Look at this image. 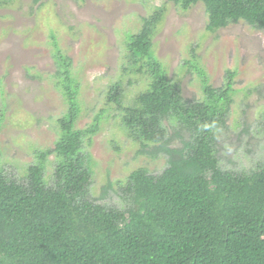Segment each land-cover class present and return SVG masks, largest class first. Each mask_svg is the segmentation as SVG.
<instances>
[{"label": "trees", "instance_id": "1", "mask_svg": "<svg viewBox=\"0 0 264 264\" xmlns=\"http://www.w3.org/2000/svg\"><path fill=\"white\" fill-rule=\"evenodd\" d=\"M13 1L0 0V6ZM169 1L183 11L202 3L208 32L241 21L264 30V0ZM164 11L157 8L137 33L127 35L123 72L146 76L147 88L124 104L118 81L106 104L122 111V128L140 145L138 153L166 156V168L160 174L139 168L119 182L121 207L91 195L94 162L85 141L90 144L98 133L104 110L87 127H76L79 81L71 59L54 42V77L68 107L58 119L54 148L38 151L24 180L0 165V264H264V164L249 171L226 169L217 151L235 73L228 71L225 83L213 87L205 71L189 62L204 95L185 99L154 51ZM165 123L180 131V145L172 146Z\"/></svg>", "mask_w": 264, "mask_h": 264}, {"label": "rangeland", "instance_id": "2", "mask_svg": "<svg viewBox=\"0 0 264 264\" xmlns=\"http://www.w3.org/2000/svg\"><path fill=\"white\" fill-rule=\"evenodd\" d=\"M159 7L165 11L153 38L155 55L168 77L181 84L185 99L204 95L189 62L205 71L213 87L225 83L228 71L235 73L227 128L217 142L221 165L249 171L264 164V30L241 21L208 32L202 3L183 11L169 0H14L0 6V165L7 172L24 180L38 151L54 148L59 136L58 119L68 106L54 77V42L71 59L79 81L76 127H87L104 110L98 133L90 144L85 141L94 162L91 195L121 207L119 182L139 168L153 174L166 168V156L138 153L140 145L122 128V111L106 104L110 86L118 81L124 104L147 88L146 76L123 72L126 41ZM168 128L172 146L180 145L178 130ZM48 160L49 178L54 155ZM108 184L112 188L106 193Z\"/></svg>", "mask_w": 264, "mask_h": 264}]
</instances>
